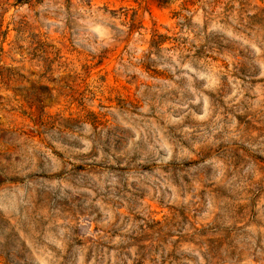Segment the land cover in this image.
<instances>
[{"label":"rangeland","instance_id":"obj_1","mask_svg":"<svg viewBox=\"0 0 264 264\" xmlns=\"http://www.w3.org/2000/svg\"><path fill=\"white\" fill-rule=\"evenodd\" d=\"M139 245L264 264V0H0V264Z\"/></svg>","mask_w":264,"mask_h":264},{"label":"trees","instance_id":"obj_2","mask_svg":"<svg viewBox=\"0 0 264 264\" xmlns=\"http://www.w3.org/2000/svg\"><path fill=\"white\" fill-rule=\"evenodd\" d=\"M29 1H31V0H17V3H19V4H24V3H27V2H29ZM160 38H162L161 36H160ZM151 226H153L154 228L155 227H157L156 229H155V234H156V236H157V239L159 240V237L160 236H162L163 237V235L161 234V231H162V229H161V227H159V222H153L152 221V225ZM147 228H149V226H146ZM141 230H143L144 231V229L143 228H140ZM157 240V241H158ZM137 241V240H136ZM137 248L138 249H141V255L139 256V259L140 260H138V262L136 261V264H141L142 262V260H143V258L144 257H146V255H147V253L149 252V251H154L156 248H157V246H152V245H150V246H144V245H139V246H137Z\"/></svg>","mask_w":264,"mask_h":264}]
</instances>
